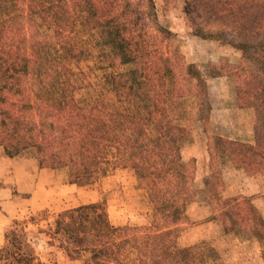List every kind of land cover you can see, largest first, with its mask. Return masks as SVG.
<instances>
[{
	"label": "trees",
	"instance_id": "trees-1",
	"mask_svg": "<svg viewBox=\"0 0 264 264\" xmlns=\"http://www.w3.org/2000/svg\"><path fill=\"white\" fill-rule=\"evenodd\" d=\"M3 1L15 7L9 19L0 18V146L5 154L37 147L41 167L67 168L77 183L96 180L126 155L137 157L134 167L141 184L167 227L159 233L161 242L170 240V227L186 219V205L196 193L194 166L184 161L182 148L192 139L189 122L207 121L211 74L187 63L177 47L167 44L172 32L147 11L153 0H0V4ZM232 3L238 5L236 11L261 12L256 25L243 21L237 36L255 53L250 61L256 83L241 90V98L264 112V0ZM224 25L207 34L195 25V32L229 43L234 30ZM249 30L253 41L248 39ZM91 31L99 34L102 60L109 69L95 81L82 78L85 72L76 68L90 54L81 36ZM37 106L43 108L40 118L35 116ZM255 132L256 145L211 137V162L216 166L222 154L235 163L259 159L264 164V123ZM148 158L152 163L144 162ZM100 207L91 203L77 208L88 217L85 236L70 233L61 212L56 227L68 235L69 251L89 250L95 264H112V256L136 237L138 229L111 225L104 209L95 217ZM218 208L225 224H244L264 243V219L248 198H229ZM47 219L34 215L29 221L13 220L0 247V264H38L32 239L45 230L40 225L37 231L29 230L28 223ZM200 262L192 246L175 247L160 260Z\"/></svg>",
	"mask_w": 264,
	"mask_h": 264
},
{
	"label": "rangeland",
	"instance_id": "rangeland-1",
	"mask_svg": "<svg viewBox=\"0 0 264 264\" xmlns=\"http://www.w3.org/2000/svg\"><path fill=\"white\" fill-rule=\"evenodd\" d=\"M235 1L153 0L147 10L150 18L172 32L167 44L172 49L177 47L187 63H194L207 75L211 74L207 81V121L194 119L189 122L192 139L182 148L184 161L194 166L196 193L186 205V219L170 227L173 228L171 239L161 242L159 233L167 227L155 213L147 188L141 184L134 167L137 157L126 155L121 164L108 167L96 180L77 183L72 181L67 168L41 167V151L37 147L7 156L0 146V247L5 243L7 229L13 220L29 221L34 215H46L48 219L40 224L28 223L29 230L37 231L38 225L45 230L32 239L39 256L38 264H95L91 251L71 252L65 248L69 238L58 231L56 218L63 213L69 232L85 236L88 217L77 208L100 203L102 207L95 211V217L99 218L104 209L111 225L138 229L136 237L112 256V264H160L163 253H172L175 247L190 246L200 254L202 262L198 264H230L229 260L236 262L260 256L264 260V243L253 230L239 222L225 224L218 215V206L237 197L248 198L264 219V164L259 159L235 163L221 154L215 166L210 155L211 137L221 136L256 145L255 128L264 123L263 108L248 105L241 98V90L252 88L256 83L252 72L255 65L250 61L255 53L237 36L243 27L241 23L251 21L256 25L255 17L261 12L256 8L236 11L238 5L232 3ZM14 13L11 2H1L2 20ZM221 24L234 30L229 43L195 32V25L207 34ZM247 33L248 39L253 41L252 31ZM81 39L90 54L79 61L76 68L85 72L82 78L95 81L107 69L98 44L99 34L97 31L83 33ZM42 115L43 108L37 106L35 116ZM251 132L255 143L244 141ZM152 160L148 158L144 162L150 164ZM4 203L11 204L9 210L4 208ZM255 227L262 228L257 224Z\"/></svg>",
	"mask_w": 264,
	"mask_h": 264
},
{
	"label": "crops",
	"instance_id": "crops-1",
	"mask_svg": "<svg viewBox=\"0 0 264 264\" xmlns=\"http://www.w3.org/2000/svg\"><path fill=\"white\" fill-rule=\"evenodd\" d=\"M248 139H244V141H247V142H250V143H255V137L253 136V133L251 132V136L250 134L248 135ZM9 203H4V208H8L9 207ZM9 210V208H8ZM11 211V210H10ZM229 263L232 264V263H236V264H264V260L262 258V256L260 257H257L255 259H249L247 257L243 258V259H240L239 261H236V262H233L231 260H229Z\"/></svg>",
	"mask_w": 264,
	"mask_h": 264
}]
</instances>
